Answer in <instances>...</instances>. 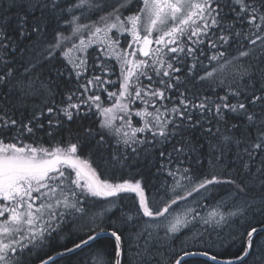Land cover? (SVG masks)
Listing matches in <instances>:
<instances>
[{
  "label": "snow or ice",
  "instance_id": "1",
  "mask_svg": "<svg viewBox=\"0 0 264 264\" xmlns=\"http://www.w3.org/2000/svg\"><path fill=\"white\" fill-rule=\"evenodd\" d=\"M93 245L264 264V0H0V264Z\"/></svg>",
  "mask_w": 264,
  "mask_h": 264
},
{
  "label": "trees",
  "instance_id": "2",
  "mask_svg": "<svg viewBox=\"0 0 264 264\" xmlns=\"http://www.w3.org/2000/svg\"><path fill=\"white\" fill-rule=\"evenodd\" d=\"M109 90L111 91L112 89H109ZM102 99H104L105 104H108V100L106 97H102ZM98 119H99L98 117L89 116V119H88V121L85 122V124H86V126L97 127L98 126ZM133 122L136 123V120L134 119ZM72 127L75 128V125H72ZM63 135L66 138L68 136V133L65 132ZM57 139H59V138H57ZM44 143H45V146H48L46 141ZM89 151L95 152V148L91 147L90 149H87L84 154L87 155ZM97 155H99V153H97ZM104 155L107 156V153L105 152ZM138 169L141 170L145 176H148V182H149V186H150L149 195L150 196L153 195L156 192V189L151 188V185L157 184V187H159V183H158L157 178L154 175L149 174L151 170L147 166L143 165V162H141V164L138 165ZM135 171H137V169H131V170L124 169L122 171L117 170L115 172H113L111 169H109V171L106 173V175L109 178L114 177L118 181V180H120L121 177H123L124 179L130 178V175H129L130 172L134 173ZM137 178H139V177H137ZM163 179H164L163 177H160L159 181L162 182ZM169 183H171L170 180H169ZM217 193H218L216 196L217 200H219L221 198L228 199L227 186H223L221 188H218ZM133 202H134L133 201V195L132 194H125V198L123 199L122 203L124 205L131 206L133 204ZM207 203L211 204V203H213V201H208ZM96 207L98 208V207H100V205L97 204ZM182 207H183V205H177V206H174V209L177 211H180L182 209ZM214 235L215 234H213V236ZM184 238L185 237H181L180 239L183 240ZM70 239H72V238L66 239L65 241H62V243H67L68 246H71ZM103 239L105 241V246L107 247L108 251H111V243H110L111 237L110 236H104ZM94 249H95V245H93L91 248L85 247L82 250L78 251L73 257H71L72 264H91L90 253H92L94 251ZM238 249H239V244H237L236 247H233V248H230L227 250L220 249L218 246H214L213 251H214V253L216 251H220V252H222L221 258H228L233 253H236L238 251ZM60 250H61L60 248H56V251H60ZM196 250H199V249H196ZM45 251H47V249H45ZM49 254H53V253H49ZM252 259H253L252 257L249 258V264H251ZM68 260H69L68 257L59 258L56 260V264H68ZM37 262L38 261H30L29 264H35ZM188 264H211V262L207 261L205 258H202V257H191L188 260Z\"/></svg>",
  "mask_w": 264,
  "mask_h": 264
},
{
  "label": "water",
  "instance_id": "3",
  "mask_svg": "<svg viewBox=\"0 0 264 264\" xmlns=\"http://www.w3.org/2000/svg\"><path fill=\"white\" fill-rule=\"evenodd\" d=\"M105 236H108L107 234H105ZM191 258V257H190ZM202 258H205V257H202ZM57 259H59V257L57 258ZM206 259V258H205ZM221 259H223V258H221ZM35 264H38V262L37 263H35Z\"/></svg>",
  "mask_w": 264,
  "mask_h": 264
},
{
  "label": "rangeland",
  "instance_id": "4",
  "mask_svg": "<svg viewBox=\"0 0 264 264\" xmlns=\"http://www.w3.org/2000/svg\"><path fill=\"white\" fill-rule=\"evenodd\" d=\"M109 103V102H108Z\"/></svg>",
  "mask_w": 264,
  "mask_h": 264
}]
</instances>
